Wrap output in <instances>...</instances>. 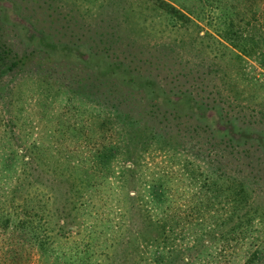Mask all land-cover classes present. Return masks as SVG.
<instances>
[{"label":"rangeland","instance_id":"rangeland-1","mask_svg":"<svg viewBox=\"0 0 264 264\" xmlns=\"http://www.w3.org/2000/svg\"><path fill=\"white\" fill-rule=\"evenodd\" d=\"M162 1L0 0V264H264V0Z\"/></svg>","mask_w":264,"mask_h":264},{"label":"trees","instance_id":"trees-1","mask_svg":"<svg viewBox=\"0 0 264 264\" xmlns=\"http://www.w3.org/2000/svg\"><path fill=\"white\" fill-rule=\"evenodd\" d=\"M160 4L165 11L172 13V14H176L177 16H180V14H178V10L172 4H170L166 1H162V0H161ZM115 104H117V101ZM12 166L13 165H11L10 167H12ZM12 170H13V168H12ZM31 214H33L32 208L30 209L29 207H27V208L23 209L22 214H20V216L15 214L16 217H20V219H14V218L10 217L9 213L3 212L0 209V227L1 228L4 227V231L8 230L9 228H12L14 233H15V230H21V233L19 236H23L22 233L24 232V229L26 226L27 227L30 226L31 228H33V226H34V224H32V220H28V218H29L28 216H31ZM21 216H25V217H21ZM37 226L40 227L39 224H37ZM28 233H29V231L25 233V236H27ZM22 238H24V236ZM33 240H34L35 244L38 246V249L41 252V254L42 255L46 254L44 252L45 240L42 239L39 235H34ZM84 253L85 254H83L82 257H80V256H78V257L84 261H88V254H87V252H84ZM76 257H77V255H76ZM161 258H162V255L159 256V259H161ZM52 262H54L53 264H57L56 258ZM77 262H78L77 259L75 261H73V263H77ZM87 264H100V263L96 261L95 263L88 262Z\"/></svg>","mask_w":264,"mask_h":264}]
</instances>
